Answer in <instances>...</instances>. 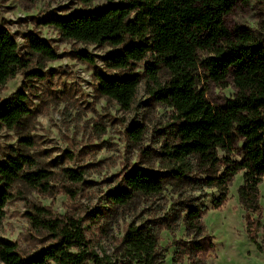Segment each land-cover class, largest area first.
<instances>
[{
	"label": "trees",
	"instance_id": "obj_1",
	"mask_svg": "<svg viewBox=\"0 0 264 264\" xmlns=\"http://www.w3.org/2000/svg\"><path fill=\"white\" fill-rule=\"evenodd\" d=\"M78 1L87 7L94 0ZM249 1L120 0L97 11L51 16L42 24L69 42L119 49L106 59L105 66L109 72L126 74L118 78L98 74L100 96L127 109L143 84L153 102L171 114L172 142L164 143L161 152L166 174L131 169L124 177L123 188L109 191L110 199L123 206L135 196H156L166 180L173 179L192 191L218 189L212 208L219 209L233 177L243 171L238 200L246 213L250 240L261 250L256 242L261 223L252 216L260 210L259 186H264V42L244 27L229 30L224 24V18L236 6ZM26 42L28 53L20 54L14 36L0 28V88L29 68V55L56 58L46 41L35 34H29ZM199 53H205V58L201 59ZM78 55L91 61L84 51ZM139 65L142 74L134 72ZM203 79L216 85L230 79L236 95L213 107L206 99ZM30 114L25 93L15 91L0 103V130L16 128ZM237 142L239 161L229 157ZM63 173L71 181L82 180L80 172L65 169ZM49 175L36 168L29 156H7L0 163V222L14 184L36 189ZM204 212V206L184 197L164 219L128 224L114 260L94 252L79 221H50L57 232L53 245L23 258L14 243L1 241L0 264H162L165 250L158 246L159 234L162 229L173 232L180 225L187 241H171L170 246L175 248L172 262L185 259L187 264H207L213 244L202 223Z\"/></svg>",
	"mask_w": 264,
	"mask_h": 264
},
{
	"label": "rangeland",
	"instance_id": "obj_2",
	"mask_svg": "<svg viewBox=\"0 0 264 264\" xmlns=\"http://www.w3.org/2000/svg\"><path fill=\"white\" fill-rule=\"evenodd\" d=\"M119 1L94 0L83 7L78 0H0V28L14 36L20 54L28 53L27 36L33 33L46 41L56 56L45 60L29 55V68L0 88V103L22 90L31 111L16 128L0 130V163L9 155H25L35 161L36 168L50 174L36 189L21 183L12 186L0 222V242L11 241L16 252L28 258L56 242L57 232L50 221L58 220V224L74 219L80 222L94 252L114 260L128 224L164 219L181 198L188 197L205 207L202 223L213 244L207 264H264V186H259L260 210L252 216L261 223L256 233L259 250L250 240L246 213L238 200L243 171L233 177L219 209L212 208L218 189L192 191L173 179H167L156 196H135L123 206L110 199L109 191L123 188L124 177L131 169L166 174L161 152L164 143L172 142L171 114L153 102L143 84L127 109L100 96L98 74L109 78L126 74L109 72L105 66L106 59L119 49L66 41L42 21L101 10ZM224 24L229 30L244 27L264 42V0L239 4L224 18ZM83 51L91 61L79 57ZM198 56L204 59L206 54ZM134 72L142 74V65ZM202 85L213 107L221 106L237 92L230 79L224 85L203 79ZM229 157L241 160L240 142ZM65 169L82 173V180L67 179ZM173 239L187 241L181 225L173 232L162 229L159 234L158 246L165 250L162 264H187L185 259L172 262Z\"/></svg>",
	"mask_w": 264,
	"mask_h": 264
}]
</instances>
